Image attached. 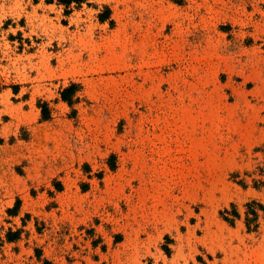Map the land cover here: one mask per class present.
I'll list each match as a JSON object with an SVG mask.
<instances>
[{
    "label": "rangeland",
    "instance_id": "1",
    "mask_svg": "<svg viewBox=\"0 0 264 264\" xmlns=\"http://www.w3.org/2000/svg\"><path fill=\"white\" fill-rule=\"evenodd\" d=\"M185 1L0 0V264H264V0Z\"/></svg>",
    "mask_w": 264,
    "mask_h": 264
},
{
    "label": "trees",
    "instance_id": "2",
    "mask_svg": "<svg viewBox=\"0 0 264 264\" xmlns=\"http://www.w3.org/2000/svg\"><path fill=\"white\" fill-rule=\"evenodd\" d=\"M176 4L184 5L186 3L185 0H172ZM36 3L39 2V0H35ZM48 4H52L55 2V0H46ZM87 0H58V3L61 5H64L66 8L67 14L71 13L72 6H75L76 8H80L83 6L84 3H86ZM109 12L103 13L99 16V19L101 22H105L107 19L110 18ZM0 59H1V52H0ZM79 90V86L76 84H71L68 88L64 89L61 93V98L64 102L72 105L74 102V96ZM39 108L41 109L42 113V119L44 121H48L51 119V109L49 107V104L46 102H40ZM21 207L20 201L17 202L16 206L9 211L11 216H17L19 214ZM259 210L264 211V206L260 203H257L253 201L252 203L247 204V212H246V219L245 224L247 229L250 230H257L258 228V219H259ZM223 219L228 222L230 225H234L236 219H240V214L237 211L236 206H232V211L225 210L222 214ZM20 238V232H10L8 234V241L14 242L18 241ZM40 256V255H39Z\"/></svg>",
    "mask_w": 264,
    "mask_h": 264
}]
</instances>
